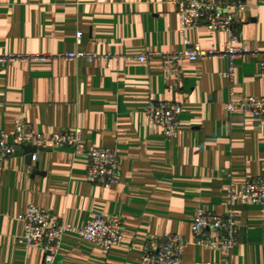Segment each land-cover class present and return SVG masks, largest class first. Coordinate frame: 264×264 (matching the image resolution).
<instances>
[{"label":"crops","instance_id":"obj_1","mask_svg":"<svg viewBox=\"0 0 264 264\" xmlns=\"http://www.w3.org/2000/svg\"><path fill=\"white\" fill-rule=\"evenodd\" d=\"M240 1L241 44L264 52V0ZM174 2L0 0V56L77 51L111 56L93 63L0 65V130L12 143L15 121L23 118L48 140L32 154L36 162L28 163L30 151L20 145L0 166V264H44L43 251L20 242L30 205L71 228L57 264H145L148 242L165 234L190 241L183 264H264V206L233 204L239 234L230 253L193 244L191 230L197 210L229 211L232 183L240 189L264 178V117L225 109L231 100L264 98L259 59L236 60L232 83L222 75L229 68L224 59L184 61L178 77L164 72L159 56L135 60L145 53L182 51L185 38L224 50L225 32L212 34L200 25L184 34ZM152 101L182 106L176 138L168 140L148 121L145 108ZM76 130L86 146L117 152L119 184L89 183L86 157L71 148H48L53 133ZM99 214L122 219V245L105 251L78 236Z\"/></svg>","mask_w":264,"mask_h":264},{"label":"built area","instance_id":"obj_2","mask_svg":"<svg viewBox=\"0 0 264 264\" xmlns=\"http://www.w3.org/2000/svg\"><path fill=\"white\" fill-rule=\"evenodd\" d=\"M177 14L180 18L181 29L186 32L200 25L210 33L225 32L228 42L224 50L205 49L200 45L192 44L188 38L184 39V49L179 52L165 54H141L135 60L147 62L148 59L159 56L163 62L166 74L180 76V66L184 61L196 62L219 58L227 60L229 68L222 75L233 82L235 76L234 62L246 57L259 59L258 67L264 76V52L249 50L241 44L236 30V15L245 10L242 1L235 0H175ZM81 34L78 35L80 40ZM111 56L100 57L86 52H67L62 54L39 55H2L0 65L7 66L13 63L39 62L48 63L57 60L108 61ZM230 114L251 115L255 118L264 117V98L246 97L240 100H231L225 105ZM150 124L159 126L168 140L176 138L180 132V117L182 106L173 102L152 101L146 108ZM49 149L71 148L77 155L88 159L87 180L91 184L111 188L121 182L120 161L115 150L109 148H90L83 141L82 131H58L49 138ZM47 137L36 133L23 119L18 118L14 124L13 142L8 141V134L0 130V166L12 158L17 146H34L38 150L45 147ZM37 155L33 156L36 162ZM235 202L245 205L264 206V178L249 180L237 189L232 183L227 203L229 211L218 215L204 210H197L191 226L193 240L197 246H204L230 253L238 243L239 226L237 214L232 206ZM25 226L24 236L20 242L31 249H38L44 253V264H57L64 235L71 231L58 220H54L51 213L45 209L30 205L22 218ZM78 236L86 242L96 244L105 251H110L122 245L124 239V224L118 216L97 215L93 222L77 231ZM190 244L185 237L165 234L161 238L150 240L144 250L143 262L145 264H183V256ZM206 264V263H196ZM216 264H232L224 261Z\"/></svg>","mask_w":264,"mask_h":264},{"label":"water","instance_id":"obj_3","mask_svg":"<svg viewBox=\"0 0 264 264\" xmlns=\"http://www.w3.org/2000/svg\"><path fill=\"white\" fill-rule=\"evenodd\" d=\"M27 148H28V151H30V155L27 160H28V163L32 164V160H33L32 154L37 151V148L29 147V146H27Z\"/></svg>","mask_w":264,"mask_h":264}]
</instances>
